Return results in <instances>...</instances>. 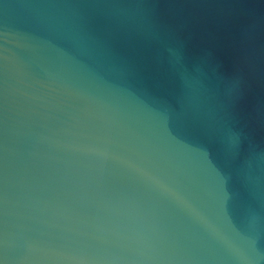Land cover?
I'll return each mask as SVG.
<instances>
[{"label": "water", "instance_id": "1", "mask_svg": "<svg viewBox=\"0 0 264 264\" xmlns=\"http://www.w3.org/2000/svg\"><path fill=\"white\" fill-rule=\"evenodd\" d=\"M0 264H264V0H0Z\"/></svg>", "mask_w": 264, "mask_h": 264}]
</instances>
